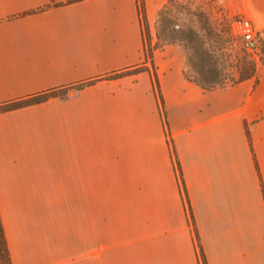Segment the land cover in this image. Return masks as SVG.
<instances>
[{"label": "crops", "instance_id": "obj_1", "mask_svg": "<svg viewBox=\"0 0 264 264\" xmlns=\"http://www.w3.org/2000/svg\"><path fill=\"white\" fill-rule=\"evenodd\" d=\"M167 1L144 0L149 25ZM216 2L264 29V0ZM143 47L137 0H0V102L84 82L0 112L13 264H202L198 242L264 264V64L203 88L182 43L153 48L163 115L147 70L107 76Z\"/></svg>", "mask_w": 264, "mask_h": 264}, {"label": "rangeland", "instance_id": "obj_2", "mask_svg": "<svg viewBox=\"0 0 264 264\" xmlns=\"http://www.w3.org/2000/svg\"><path fill=\"white\" fill-rule=\"evenodd\" d=\"M162 7L165 8L161 18L157 15L156 21L148 27L141 25L148 51L150 46L157 48L171 42L172 38L181 37L193 63L192 42L184 36L193 30L194 45L203 47L209 53L211 59L207 65L213 64L217 68L223 81L220 85L232 83L240 66L251 60L235 31L234 16L216 0H168ZM257 64L258 67L264 64V51ZM187 72L199 76L192 66L187 67ZM70 88H76V85L60 90V94H65Z\"/></svg>", "mask_w": 264, "mask_h": 264}, {"label": "trees", "instance_id": "obj_3", "mask_svg": "<svg viewBox=\"0 0 264 264\" xmlns=\"http://www.w3.org/2000/svg\"><path fill=\"white\" fill-rule=\"evenodd\" d=\"M164 8L165 7H162L158 11V18L162 17V13H163ZM137 9H138L139 20H140L141 25L143 24L145 27H148V21H147V17H146V8H145L144 0H137ZM184 36H186L188 38V40H190L192 42L193 55L195 56V61L193 63H191V58L186 51V67L183 70L184 76L188 79H191V80L198 82L203 88H211V87H214L216 85H220L223 81L221 80V78L219 76V72H218L217 68L213 64L209 67L207 65V63L210 62V59H211L209 53L203 47L198 46V45H194V31L190 30ZM171 42H180L186 48V45L184 43V39H182L181 37L180 38L179 37L178 38H172ZM143 51H144V58L141 62H139L136 65L130 66V67H128V68H126L120 72H114V73L108 74L107 76H115V75L120 74L122 72L136 73V72H139L142 70H147L150 73V75L152 76L154 91L156 92V95L158 97L161 112L164 115L163 100H162V96H161V92H160V88H159L157 74H156V71H155V68H154V65L152 62L153 47L150 46V50L148 51V49H146V42L144 41ZM148 58L150 59V63H151L150 67L146 64ZM188 66L194 67V69H196V72L198 73L199 76L196 77V76L189 75L187 72ZM255 74H256V65L252 60H248V62H244V64H242L240 66V68L238 70V76L235 79H232V83L238 82V81L245 79V78L252 77ZM83 83L84 82L76 84V88H80L83 85ZM68 87H71V86L67 85V86L54 87V88H50V89H46V90H42L40 92L30 94L28 96L14 98V99H10V100L0 102V112L44 101L50 96L60 94V90L66 89ZM247 136L249 138V130H247ZM171 153H172V158L174 160L176 168L178 169V174H179L181 182H182L183 195H184V197H186V190L184 187V183L182 181L179 161L177 159L176 152H175V149L173 147L172 142H171ZM186 203H187V207H188L189 221L193 225L194 235H195L196 239H198V234H197V231H196L195 226H194L193 215L191 213L189 202L187 199H186ZM198 248H199V253H200L201 260H202V264H207L206 258L204 256V253L202 250V247L199 244V242H198ZM0 264H13L11 257H10V253H9V249H8V245H7V241H6V237H5L4 228L2 225L1 218H0Z\"/></svg>", "mask_w": 264, "mask_h": 264}, {"label": "built area", "instance_id": "obj_4", "mask_svg": "<svg viewBox=\"0 0 264 264\" xmlns=\"http://www.w3.org/2000/svg\"><path fill=\"white\" fill-rule=\"evenodd\" d=\"M230 13L234 16V28L241 40L242 47L255 63L257 69V62L264 51V29L255 28L251 20L238 11Z\"/></svg>", "mask_w": 264, "mask_h": 264}]
</instances>
